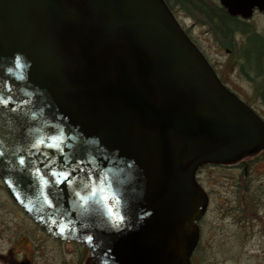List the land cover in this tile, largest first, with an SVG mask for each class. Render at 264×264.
Returning <instances> with one entry per match:
<instances>
[{"label": "water", "instance_id": "95a60500", "mask_svg": "<svg viewBox=\"0 0 264 264\" xmlns=\"http://www.w3.org/2000/svg\"><path fill=\"white\" fill-rule=\"evenodd\" d=\"M241 109L160 0H0V174L94 264H190Z\"/></svg>", "mask_w": 264, "mask_h": 264}, {"label": "flooded vegetation", "instance_id": "af4514ba", "mask_svg": "<svg viewBox=\"0 0 264 264\" xmlns=\"http://www.w3.org/2000/svg\"><path fill=\"white\" fill-rule=\"evenodd\" d=\"M242 109L236 158L196 170L206 195L190 264H264V0H161ZM243 114H245L243 116ZM255 142V147L252 149ZM221 171L222 209L209 212L204 170ZM51 234L13 198L0 174V264H94L83 243Z\"/></svg>", "mask_w": 264, "mask_h": 264}, {"label": "rangeland", "instance_id": "374dc122", "mask_svg": "<svg viewBox=\"0 0 264 264\" xmlns=\"http://www.w3.org/2000/svg\"><path fill=\"white\" fill-rule=\"evenodd\" d=\"M204 174L208 175L209 178H207V184L210 183L209 187H206L210 192L212 191L211 200L212 204L209 208L208 213H212L213 215H217V213L221 212L222 209V194H221V183L219 182V179L221 177V171L218 169H209L204 170Z\"/></svg>", "mask_w": 264, "mask_h": 264}, {"label": "snow or ice", "instance_id": "6c2138e0", "mask_svg": "<svg viewBox=\"0 0 264 264\" xmlns=\"http://www.w3.org/2000/svg\"><path fill=\"white\" fill-rule=\"evenodd\" d=\"M40 143H44V142L40 141ZM20 163L24 164V163H26V161L23 158H21ZM49 163L52 164L54 162H49ZM36 171L39 173L40 169H36ZM73 171H76V169H74ZM60 175L63 176V179L60 180V181L53 180L51 182V186H55L57 183L68 184L70 179H71V177H72V175H73V172L72 171H68L67 169H64L63 171L60 172ZM53 176H55V173H53ZM76 194L78 195V193H76Z\"/></svg>", "mask_w": 264, "mask_h": 264}]
</instances>
